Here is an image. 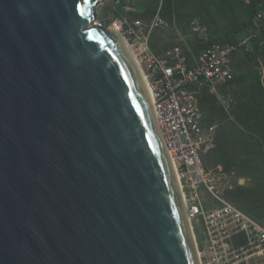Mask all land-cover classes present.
Wrapping results in <instances>:
<instances>
[{"label":"water","instance_id":"water-1","mask_svg":"<svg viewBox=\"0 0 264 264\" xmlns=\"http://www.w3.org/2000/svg\"><path fill=\"white\" fill-rule=\"evenodd\" d=\"M107 0H0V264H200Z\"/></svg>","mask_w":264,"mask_h":264},{"label":"built area","instance_id":"built-area-1","mask_svg":"<svg viewBox=\"0 0 264 264\" xmlns=\"http://www.w3.org/2000/svg\"><path fill=\"white\" fill-rule=\"evenodd\" d=\"M170 26L161 8L151 24L121 18L113 29L128 40L146 75L156 119L183 192L185 211L194 236L195 231L198 233L195 241L199 261L264 264V224L225 199L224 193L232 190V185L225 183L217 171L205 167L203 158L216 146L217 128L205 126L199 101L204 89L225 87L234 81L240 57L258 61L263 67L264 11L253 20L250 33L234 45L209 46L206 29L193 23L192 30L203 49L192 56L181 47L169 50L163 57L154 52L152 36ZM225 98L222 103L229 110L234 99L232 95Z\"/></svg>","mask_w":264,"mask_h":264},{"label":"trees","instance_id":"trees-1","mask_svg":"<svg viewBox=\"0 0 264 264\" xmlns=\"http://www.w3.org/2000/svg\"><path fill=\"white\" fill-rule=\"evenodd\" d=\"M142 5L147 14L153 17L152 20L143 18L149 21L148 23L155 19L161 7L163 18L178 28L184 24L190 25L194 19H199L201 24L207 27L209 46L237 44L242 36L250 33L253 20L258 13L264 11V0H147L143 1ZM121 9L123 17L132 15L126 11L124 5H121ZM161 31L164 30L154 33L151 42L154 52L163 57L170 49L167 51L162 49L161 52L153 43L154 36ZM196 40L199 43L198 38ZM198 43L193 48V52L186 51L190 56L198 55L203 49ZM176 47L177 45H174L172 49ZM238 62L240 65L237 70L235 68V79L228 87L243 83L247 85L250 95L248 93L246 99L241 101L243 104L237 102V107L230 115L225 114L221 109L223 115L219 122V133L231 138L226 156L229 158L225 166L226 170L228 172L237 170L241 176L251 177L255 181L253 190L238 186L239 195L235 198L247 215L260 222L264 220V75L260 71L261 64L258 61L240 57ZM262 63L264 67V51ZM237 72L242 74L238 78ZM209 92V88L204 89L200 98L203 101H210L212 96ZM201 107L205 115V126L213 125L215 120L220 118L215 115L209 118L203 104ZM215 148L204 156V164Z\"/></svg>","mask_w":264,"mask_h":264},{"label":"rangeland","instance_id":"rangeland-1","mask_svg":"<svg viewBox=\"0 0 264 264\" xmlns=\"http://www.w3.org/2000/svg\"><path fill=\"white\" fill-rule=\"evenodd\" d=\"M143 1L145 2L147 0H129V1L107 0L106 3H104L98 10V21L96 25L98 27L102 26L106 30H110V29H113V25L115 21L121 18H130L133 20H142V21L149 22L147 20H144L143 18L152 20L153 17H150V15L147 14V11L145 10V8L144 9L142 8ZM121 5H124L126 11L129 13H132V15L123 17ZM193 23H199L200 25H202L199 19H194V21L190 25L184 24L181 26V28L173 26L170 22V25H171L170 28L167 31L164 30V31H161L159 34H156V36H154L155 39L153 38L154 40L153 43H155L158 46L159 51L161 52H162V49L166 51L168 49L171 50L174 45H177L176 48L181 47L185 53H187L186 51L193 52L194 51L193 48L195 47L196 43H198V41L196 40L197 39L196 35L194 34L192 30ZM203 27L207 31V27L205 25ZM145 31L147 32V34L150 33V29L147 27L145 28ZM198 46H199V43H198ZM239 65L240 63L236 61V65H235L236 70L239 67ZM261 70H262L261 71L262 74L264 75V67ZM241 75H242L241 73H238L237 78L238 76H241ZM209 91H210L209 92L210 96H212V98H210V101H203V99L200 98L202 91L199 94V101L201 105L203 104L204 111L205 113H207L206 115H208L209 118H211L213 115H215V117H220V118L218 120H215V122L212 125L217 128L216 148L211 153V155L205 160V163H206L205 167L211 171H217L220 174L221 179L225 183H230V185H232L233 189L226 191L224 193V197L230 203L231 202L234 203L240 210L242 209L241 210L242 212H244L245 210H243L242 206L238 203V201L235 198V196L239 195V189L237 187L240 186L245 189L253 190L255 189V181L251 177L241 176L237 172V170H233L231 172H228L226 170L225 166L227 165V162L229 161V158L226 156H227L228 149L231 143V138L229 136H223L222 133H219V128H220L219 122L222 120V115H223L221 112V109L224 110L225 114L227 113L230 115L231 112L233 113V111L237 107V102H240L241 104H243L241 101L245 100L246 96L249 93L247 89V85L241 83L237 85L234 84V86L232 87L214 86V87H210ZM226 93L227 95H232L234 98V104L229 110L222 103L226 99L225 98V96H227L225 95ZM202 97H203V94H202ZM231 192L233 193L230 194ZM259 223L264 224V220H261ZM195 236H197L198 238V233H196V231H195Z\"/></svg>","mask_w":264,"mask_h":264},{"label":"bare ground","instance_id":"bare-ground-1","mask_svg":"<svg viewBox=\"0 0 264 264\" xmlns=\"http://www.w3.org/2000/svg\"><path fill=\"white\" fill-rule=\"evenodd\" d=\"M115 31H116V30H115ZM116 32H117V31H116ZM117 33H118V32H117ZM119 34H120V33H119ZM119 36H120V38H121L123 44H124L125 47L127 48L128 52L130 53V55H131V57H132V59H133L135 65H136L137 69L139 70V72H140V74H141V76H142V78H143V81H144V83H145V86H146V89H147V92H148L149 98H150V100H151V102H152L151 90H150V87H149V85H148L146 75H145L144 71L142 70V68L140 67L139 62H138V60H137V57H136V55H135L133 49L131 48V46H130L128 40H127L123 35H121V34H120ZM152 103H153V102H152ZM171 160H172V158H171ZM172 163L174 164V161H173V160H172ZM174 168H175V167H174ZM175 171H176V170H175ZM177 180H178V182H179V179H178V178H177ZM179 183H180V182H179ZM180 190H181V187H180ZM181 192H182V191H181ZM182 193H183V192H182ZM182 193H181V198H182V201H183V195H182ZM191 227H193L192 224H191ZM200 263L203 264V262H202L201 260H200Z\"/></svg>","mask_w":264,"mask_h":264},{"label":"clouds","instance_id":"clouds-1","mask_svg":"<svg viewBox=\"0 0 264 264\" xmlns=\"http://www.w3.org/2000/svg\"><path fill=\"white\" fill-rule=\"evenodd\" d=\"M162 8V7H161ZM160 8V9H161ZM159 12V11H158ZM133 21H139V20H133ZM142 21V20H141ZM144 22H146V21H144ZM147 24H151V23H148V22H146ZM97 26V25H96ZM204 26V25H203ZM98 27V26H97ZM113 30H115V29H113ZM168 30V29H167ZM117 31V30H116ZM118 32V31H117ZM263 67L261 66V68H260V71H262L261 69H262ZM233 97V96H232ZM234 99V98H233ZM152 105H153V103H152ZM153 109H154V106H153ZM155 113V112H154ZM156 116V115H155ZM157 120V119H156ZM158 122V121H157ZM167 149V148H166ZM170 155V154H169ZM178 177V176H177ZM180 184V183H179Z\"/></svg>","mask_w":264,"mask_h":264}]
</instances>
